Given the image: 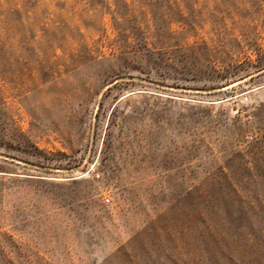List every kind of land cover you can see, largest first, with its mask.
<instances>
[{
	"label": "rangeland",
	"instance_id": "374dc122",
	"mask_svg": "<svg viewBox=\"0 0 264 264\" xmlns=\"http://www.w3.org/2000/svg\"><path fill=\"white\" fill-rule=\"evenodd\" d=\"M0 264H264V0H0Z\"/></svg>",
	"mask_w": 264,
	"mask_h": 264
},
{
	"label": "trees",
	"instance_id": "16d2710c",
	"mask_svg": "<svg viewBox=\"0 0 264 264\" xmlns=\"http://www.w3.org/2000/svg\"><path fill=\"white\" fill-rule=\"evenodd\" d=\"M227 224H228L227 227L231 226L234 229V231L240 232L241 230H246V228H247L246 225L248 223H244L241 220H231ZM247 226L250 228L249 225H247ZM254 232L255 231L251 229V233H249V234L253 235V236H256V234Z\"/></svg>",
	"mask_w": 264,
	"mask_h": 264
},
{
	"label": "built area",
	"instance_id": "2783aa9c",
	"mask_svg": "<svg viewBox=\"0 0 264 264\" xmlns=\"http://www.w3.org/2000/svg\"><path fill=\"white\" fill-rule=\"evenodd\" d=\"M247 137H249V138H250V137H251V135H248ZM103 200H104V201H106V202H108V201H109V197H104V198H103Z\"/></svg>",
	"mask_w": 264,
	"mask_h": 264
}]
</instances>
